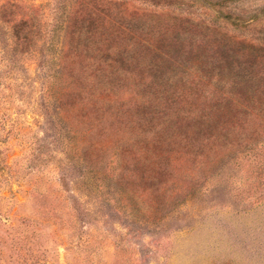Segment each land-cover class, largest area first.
I'll list each match as a JSON object with an SVG mask.
<instances>
[{"label": "rangeland", "instance_id": "1", "mask_svg": "<svg viewBox=\"0 0 264 264\" xmlns=\"http://www.w3.org/2000/svg\"><path fill=\"white\" fill-rule=\"evenodd\" d=\"M0 264H264V0H0Z\"/></svg>", "mask_w": 264, "mask_h": 264}, {"label": "trees", "instance_id": "2", "mask_svg": "<svg viewBox=\"0 0 264 264\" xmlns=\"http://www.w3.org/2000/svg\"><path fill=\"white\" fill-rule=\"evenodd\" d=\"M105 79H106V78H105ZM106 81H107V80H106ZM233 82L236 83V81H233ZM106 83H107V82H106ZM108 83H110V82H108ZM226 83H227V82H226ZM225 86H226L225 83L223 84V82H221V81L219 82V89H218L219 91H218V93H216V94H217V97L220 96L221 98H223V97H222L223 94H222L221 92H222V90H223V92L226 90V87H225ZM224 94H226V92H224ZM223 99H224V98H223ZM199 124L203 126L204 124H208V121H207V120H203V122H201V123H199Z\"/></svg>", "mask_w": 264, "mask_h": 264}]
</instances>
